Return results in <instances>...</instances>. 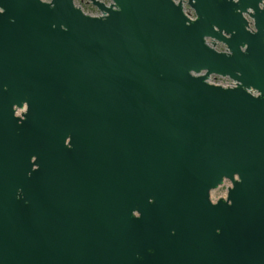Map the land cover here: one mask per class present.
<instances>
[{
  "label": "water",
  "instance_id": "95a60500",
  "mask_svg": "<svg viewBox=\"0 0 264 264\" xmlns=\"http://www.w3.org/2000/svg\"><path fill=\"white\" fill-rule=\"evenodd\" d=\"M92 1L0 0V264H264V0Z\"/></svg>",
  "mask_w": 264,
  "mask_h": 264
},
{
  "label": "rangeland",
  "instance_id": "374dc122",
  "mask_svg": "<svg viewBox=\"0 0 264 264\" xmlns=\"http://www.w3.org/2000/svg\"><path fill=\"white\" fill-rule=\"evenodd\" d=\"M43 2L49 3L51 0H42ZM102 3H104L106 6H109L111 4L110 0H98ZM176 2H186L187 0H175ZM74 4L76 7H80V9L83 11L84 14L92 16V17H100L102 14L101 12L93 5L92 0H74ZM191 15H195L194 11L190 10ZM190 15V16H191ZM249 20V18H248ZM249 22L252 24L253 21L249 20ZM208 44L212 46V40H207ZM215 49L220 50L222 52H226V46L223 44H218L215 46ZM212 80L215 82L216 85H219L223 83L224 87H228L229 85L234 87L235 83L230 80L229 78H222L218 76H211ZM24 110H18L17 115L21 116ZM232 187V184L230 181L225 182L222 186H220L218 189L212 191L211 193V200L213 199H220L222 196H224L228 189Z\"/></svg>",
  "mask_w": 264,
  "mask_h": 264
},
{
  "label": "built area",
  "instance_id": "2783aa9c",
  "mask_svg": "<svg viewBox=\"0 0 264 264\" xmlns=\"http://www.w3.org/2000/svg\"><path fill=\"white\" fill-rule=\"evenodd\" d=\"M175 1V0H174ZM176 2V1H175ZM181 2V1H180ZM176 3H179V2H176ZM181 3H183V7H184V10H185V13H187V11H190V10H192L190 7H189V5H188V0L186 1V2H181ZM193 11V10H192ZM191 15V14H190ZM190 18L191 19H195L196 18V15H191L190 16ZM246 18L248 19L249 17L248 16H246ZM249 20H251L250 18H249ZM248 20V21H249ZM252 21V20H251ZM252 25L254 26V23L252 22Z\"/></svg>",
  "mask_w": 264,
  "mask_h": 264
}]
</instances>
